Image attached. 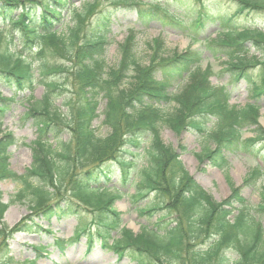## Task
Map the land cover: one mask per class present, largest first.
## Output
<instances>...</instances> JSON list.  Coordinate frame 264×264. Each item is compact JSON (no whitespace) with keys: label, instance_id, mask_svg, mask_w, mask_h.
Listing matches in <instances>:
<instances>
[{"label":"trees","instance_id":"trees-1","mask_svg":"<svg viewBox=\"0 0 264 264\" xmlns=\"http://www.w3.org/2000/svg\"><path fill=\"white\" fill-rule=\"evenodd\" d=\"M133 1L147 5L142 0ZM196 2L203 7V15L195 17L190 31L197 35L205 28L204 18L212 21L215 17L224 33L231 34L220 39L230 58L228 70L237 80L246 76L255 95L264 94V56L249 57L245 47L248 40L263 44L264 31L234 24L238 15L264 11V0H229L237 9L219 15L216 7L217 16L202 0ZM73 3L0 0L1 23L18 33L25 49H37L30 55L6 54L0 78L23 90L33 92L36 84L45 88L40 100L31 96L32 106L26 113L35 119L39 132L26 175H17L9 168V149L15 138L8 134L0 139V182L21 184L9 204L3 202L0 191L2 264L12 263L6 256L7 241L16 233L32 232L36 217L50 220L54 216H81L86 211L93 212V221L84 228L80 224L74 236L86 235L90 244L97 238L103 248L120 258L128 255L138 264H264V227L257 217L264 214V182L257 207L233 185L232 195L218 202L186 172L179 154L161 137L165 127L177 133L185 129L196 132L205 140V157L220 168L227 164L225 152L254 155L264 141L259 106L231 105L229 92L214 87L211 70L201 67L202 53H170L161 40L152 42V54L145 63L131 34L121 46L119 63L109 67V19L100 14L97 26L87 30L85 21L98 5L87 2L83 12L76 14ZM179 8L156 2L139 10L138 17L144 26L159 20L185 29ZM17 10H21L18 15ZM64 13L77 15L76 24L66 34H58L57 28L65 25ZM55 55L64 58L54 61ZM256 68L258 79L249 78V71ZM58 97H63L66 112L55 105ZM103 100L105 109L99 113ZM102 115L108 130L105 136L93 126ZM62 130L68 131L70 140L57 148L43 140L50 132L59 139ZM244 130L254 131L256 136L243 139ZM210 143L215 145L213 150ZM260 177L264 178V170L257 166L246 183ZM66 186L68 199L62 195ZM122 197H127L141 220L139 234L122 226V214L115 208ZM25 201L31 214L8 228L3 221L8 208Z\"/></svg>","mask_w":264,"mask_h":264},{"label":"rangeland","instance_id":"rangeland-1","mask_svg":"<svg viewBox=\"0 0 264 264\" xmlns=\"http://www.w3.org/2000/svg\"><path fill=\"white\" fill-rule=\"evenodd\" d=\"M88 1L93 2L94 0H74V9L80 12L83 4ZM161 2L165 4L169 3L172 8L180 7L177 10L184 12L186 15L185 19L189 23L194 21L193 19L200 7V4L196 0H182V2L161 0ZM202 3L206 8L208 7L213 10L211 14L214 16H217V12H214L216 7L219 9V15H224L223 13L231 14L237 9V6L229 2V0H202ZM114 4L112 0H100L97 8V12L108 11L107 9L114 12L111 16L113 20L110 24L111 42L106 54L107 65L109 67L113 68L119 63L121 59L120 46L132 30L138 33V56L145 63L149 62V56L152 54L151 46L153 41H163L166 50L170 53L188 50L187 48L191 45V48L202 52L203 60L201 67L211 70V84L214 87L225 88L230 94V103L232 105L243 107L248 102L258 103L261 109L260 125L264 128V95L256 96L252 91V84L246 76L237 80L228 70L230 58L223 51L224 48L219 47L216 43L218 40L217 31H222V28L216 24L215 17L214 20L206 22V27L201 33L193 36L158 20H153L147 27H144L137 18L136 7L114 8ZM76 20V17L72 18L70 14H66L65 27H72L76 24ZM86 24L87 30L89 27L97 26L95 19L90 18L86 20ZM234 24L238 27L246 26L264 31V11L254 12L251 15L246 12L238 15L234 20ZM65 27L59 29L58 32L63 33ZM0 28H3L2 23H0ZM10 30L12 29L10 28ZM11 33L8 42L4 38H0V53H6L7 51L12 53L20 52L22 49L24 55L36 52L37 49H27L24 51V46L21 39L18 38L17 32L12 30ZM204 36H209L210 41L204 40ZM230 36L231 34L228 32H219L220 39H227ZM211 39L214 42H211ZM245 47L249 49V57L253 55L259 58L262 57L261 44L249 40L246 41ZM57 58H64V56L55 55L54 61H58ZM3 60H6V57L0 56V64H3ZM257 70L259 71L258 68L249 71V78L257 80ZM33 88V92L28 89H19L16 85L6 83L3 78H0V109H3V112H0V136L9 132H13L15 135L16 142L10 148V165L11 169L19 174H25L31 167L33 141L39 137L35 119L27 117L26 113L32 106L30 102L31 96L40 100L44 93V87L36 84ZM62 101L63 97H58L55 105L66 111L62 107ZM104 109L105 101L103 100L101 101L99 111L103 113ZM103 120L104 116L102 115L94 122V127L100 135L105 136L108 130L103 125ZM251 129L255 130L256 128L252 127ZM44 136L56 148L60 146L59 143L70 140V135L66 130L61 131L59 139L55 138L52 132ZM161 136L166 145H170L179 153L180 160L189 174L210 192L217 201L221 202L229 198L232 191L231 187L234 185L240 189L241 195L253 207H257L260 204V192L264 178L260 177L258 180L248 183H246V179L257 165L261 166L264 170V142H260L257 148H255L254 155H249L243 151L235 153L226 152L227 164L219 168L212 165L210 160L205 159V140L196 132L185 129L177 133L165 127L161 129ZM254 136H256V132L254 131L245 130L242 133L244 139ZM181 146L185 150H182ZM209 147L211 150L215 148L213 143L209 144ZM20 189V183L11 180L0 182L3 202L5 204L10 203ZM63 189L62 195L68 190V187H63ZM64 198L68 199L69 196H65ZM61 207L63 208L65 205L63 204ZM115 207L122 213L123 226L138 234L142 229V223L127 197L119 199ZM30 213L28 201L16 202L5 213L4 222L7 224V227L13 228ZM257 217L261 220L264 227V214H257ZM92 220L93 215L90 211L83 212L81 216L73 215L63 218L54 216L50 220L36 217V225H34L33 229L36 233L16 234L8 241L9 256L13 259L14 264H24L25 261L32 262V264H138L137 261L128 255L120 258L114 251L103 248L97 238L91 246H89L85 236L79 239L74 238V232L79 224L82 226L90 224ZM28 223L31 224L30 222ZM57 242H63V245ZM35 248H43V251L38 253Z\"/></svg>","mask_w":264,"mask_h":264}]
</instances>
